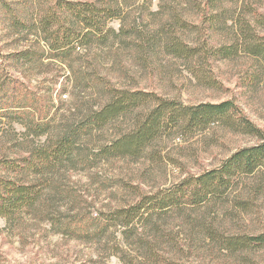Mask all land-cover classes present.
<instances>
[{"label":"trees","instance_id":"1","mask_svg":"<svg viewBox=\"0 0 264 264\" xmlns=\"http://www.w3.org/2000/svg\"><path fill=\"white\" fill-rule=\"evenodd\" d=\"M139 1H143L136 7L140 13L131 25L125 23L129 15L125 0H43L39 8L28 10V18L18 11L10 13L13 29L34 36L37 45L43 41L50 58L69 66L76 110L58 125L57 114L46 106L42 113L44 109L30 96L21 100L8 96L6 106L0 105V112L9 109L2 115L22 123L28 135L46 137L43 144L24 150L23 155L0 159V217L11 222L30 212H46L58 232L96 240L123 264H204L199 253L205 248L212 254L260 249L264 233L230 234L221 229V210L227 206L224 211L230 216L250 213L255 197L264 191V131L234 101L185 104L154 91L118 86L98 72L95 62L90 71L82 62L74 65L82 57H93L92 51L100 48L120 51L124 45L136 49L139 61L145 64L151 52L160 50L182 61L199 81L215 86L211 59L247 55L264 66V11L244 1L231 18L232 6H227L226 0H180L178 4L159 0L158 10L152 12L148 8L151 0ZM189 5L200 13L202 26L184 18ZM144 14L152 21L160 17V26L147 29ZM113 19L121 21L119 31L108 25ZM203 28L210 33L228 29L229 42L211 46L209 35L198 45L183 40V32L203 33ZM41 49L30 46L10 55L16 62L41 65L45 51ZM9 82H2L0 89L9 88ZM89 88L96 95L90 97L93 103L84 101L82 95ZM2 101L0 97V104ZM215 127L260 142L240 148L219 166L169 187L144 191L142 181L128 186L133 198L96 216L82 215L73 206L52 210L51 194L64 193L51 178L61 169L89 170L117 159L134 162L145 158L149 166L156 160L165 163L159 145L163 138L193 137ZM101 132L109 133L105 143L97 142L104 134ZM240 190L253 195L254 200L240 197Z\"/></svg>","mask_w":264,"mask_h":264},{"label":"rangeland","instance_id":"2","mask_svg":"<svg viewBox=\"0 0 264 264\" xmlns=\"http://www.w3.org/2000/svg\"><path fill=\"white\" fill-rule=\"evenodd\" d=\"M151 1L148 8L152 12L157 11L159 0ZM244 1L253 8H261L264 11V0H226L227 6H232L229 13L231 18H234L235 12H239L237 8ZM39 2L43 0H0V84L7 79L10 80L9 88L4 86L0 89V97L3 100L0 105L6 106L8 96L9 98L17 96L18 100L30 96L37 100L40 110L44 109L42 113L45 112L46 106V109H51L52 114H57L56 123L59 125L70 111L76 110L75 91L71 85L73 78L69 79L72 75L69 66L50 58V52L43 41L37 45L34 43L36 39L34 36H27L26 32L13 29L10 21L11 12L18 11L19 15L26 17L28 10L32 12L36 6L38 7ZM141 2L143 1L125 0V11L129 12L126 25L133 24V18L139 16L140 12L136 7L138 4L141 5ZM179 2L180 0H172L171 4ZM184 14V18L191 24L203 25L200 13L198 14L192 5L185 9ZM160 20L158 17L152 21L144 14L143 22L148 26L147 29H153L160 26L162 22ZM108 25L119 31L121 21L113 19ZM205 29L203 28V33H198L197 30L183 32V40L198 45L206 35H209L211 46L229 42L231 35L228 29L221 28L213 33ZM30 46L38 49L42 47L45 50L42 59L44 63L31 65L23 60L18 62L12 60L11 53L26 50ZM92 54H95L94 58L92 55L87 59L82 57L74 66L82 62L85 69L90 71L93 68L92 62H95L98 72L118 86L154 91L166 97L176 98L185 104L232 100L248 119L264 131V66L250 56L240 55L231 60L211 59V68L216 80L214 86L199 81L186 69L182 61L160 50L151 52L146 64L139 61L140 55L136 49L124 45L120 51L116 48H100L92 51ZM86 62H89L90 67H87ZM64 94L67 95L66 98ZM82 95L86 96L84 101L91 100V103L94 99L90 97L96 96L90 88L83 90ZM3 112H0V159L23 155L24 150L45 142V136L28 135L22 123L2 115ZM108 137L109 133L101 134L97 142L105 143ZM259 142L255 137L215 127L193 137L182 138L173 135L163 138L159 145L160 149H163L160 154L164 157L165 163L156 160L149 166V161L145 158L134 162L117 159L100 163L89 170L61 169L51 178L54 185L59 186L64 193L51 194L52 210L56 209L55 206L62 209L73 206L78 208L82 215L91 213L92 216H96L99 212H107L125 200L133 198L132 192L126 189L128 186L135 187L141 181L144 182L142 185L144 191L172 186L186 177L219 166L238 149ZM91 148V145L85 147V152ZM127 183L128 185L124 186ZM241 190L238 191L240 197L254 200L253 195ZM253 206L250 213L240 216L238 213L228 215L224 211L226 206L221 210L223 214L221 229L230 234L264 233V191L255 197ZM77 210L75 212H78ZM199 254V260L204 264H264V247L237 254L219 252L212 254L210 249L205 248ZM0 264L123 263L117 256L106 253L96 240L77 239L58 232L47 219L46 212H30L11 222L0 217Z\"/></svg>","mask_w":264,"mask_h":264}]
</instances>
